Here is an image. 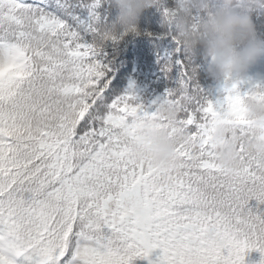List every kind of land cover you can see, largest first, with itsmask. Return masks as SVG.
I'll list each match as a JSON object with an SVG mask.
<instances>
[{
    "label": "snow or ice",
    "instance_id": "obj_1",
    "mask_svg": "<svg viewBox=\"0 0 264 264\" xmlns=\"http://www.w3.org/2000/svg\"><path fill=\"white\" fill-rule=\"evenodd\" d=\"M106 4L0 0V264H132L156 248L149 264H245L253 249L264 264V157L246 151L243 118L235 174L211 142L215 120L242 117L243 98L264 84L225 81L209 97L162 6L159 35L176 45L162 70L179 72L157 98L178 108L168 130L181 164L161 173L130 143L143 121L159 120L157 98L137 102L131 84L117 94L104 59L106 42L138 29L108 31Z\"/></svg>",
    "mask_w": 264,
    "mask_h": 264
},
{
    "label": "clouds",
    "instance_id": "obj_2",
    "mask_svg": "<svg viewBox=\"0 0 264 264\" xmlns=\"http://www.w3.org/2000/svg\"><path fill=\"white\" fill-rule=\"evenodd\" d=\"M110 4L117 15L107 30L121 32L137 28L141 13L148 7L160 6L161 0H110ZM171 8L173 32L184 54L191 57L199 53L210 58L206 66L210 77L238 83L247 78L249 67L264 56V38L257 34L251 17L253 8H264L260 0H174ZM241 103L242 117L225 111L211 129L217 163L229 175L235 174L240 164L234 135L238 119L249 123L251 135L244 145L246 151L264 157V89L250 88ZM155 106L159 120H145L135 129V138L130 142L132 154L137 160L150 161L161 173L176 171L181 161L168 126L178 127V108L166 98H157ZM164 120L167 125L162 123Z\"/></svg>",
    "mask_w": 264,
    "mask_h": 264
},
{
    "label": "trees",
    "instance_id": "obj_3",
    "mask_svg": "<svg viewBox=\"0 0 264 264\" xmlns=\"http://www.w3.org/2000/svg\"><path fill=\"white\" fill-rule=\"evenodd\" d=\"M264 4V0H260ZM174 0H161L160 6L146 8L140 15L138 21V34L129 32L119 41H108L104 46V59L110 63L113 84L116 93H123L131 84L137 93V102L145 106L151 105L152 101L161 96L165 89L176 86L178 68L174 66L166 75L162 70L163 57L166 51L173 49L175 41L170 36H160L159 34L167 29L163 17V7H172ZM163 6V7H162ZM108 22L117 15V10L106 4ZM194 18L197 14L193 13ZM251 17L255 25L257 34L264 38V8H253ZM151 33L152 35H149ZM208 59L199 53L195 56L187 57V62L195 69L193 83H198L204 92L211 98L220 95L224 81L210 77L206 71ZM264 84V56L249 67L247 78L241 84V91L247 89L250 84ZM255 205L256 201H250ZM264 207V205H261ZM161 250L156 248L154 254L156 259ZM261 253L258 250H250L245 256V264H258ZM145 258L136 257L132 264H143Z\"/></svg>",
    "mask_w": 264,
    "mask_h": 264
},
{
    "label": "rangeland",
    "instance_id": "obj_4",
    "mask_svg": "<svg viewBox=\"0 0 264 264\" xmlns=\"http://www.w3.org/2000/svg\"><path fill=\"white\" fill-rule=\"evenodd\" d=\"M114 86L117 87L118 85H115V84H114ZM154 250H155V249L152 250V252L150 253V255H149L148 258H145L143 264H149V261H150V260H151V261H155V260H156V256H155V254H154Z\"/></svg>",
    "mask_w": 264,
    "mask_h": 264
}]
</instances>
